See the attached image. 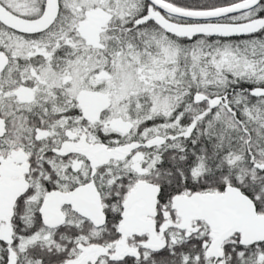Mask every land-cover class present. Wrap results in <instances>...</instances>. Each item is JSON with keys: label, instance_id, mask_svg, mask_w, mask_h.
Listing matches in <instances>:
<instances>
[{"label": "flooded vegetation", "instance_id": "1", "mask_svg": "<svg viewBox=\"0 0 264 264\" xmlns=\"http://www.w3.org/2000/svg\"><path fill=\"white\" fill-rule=\"evenodd\" d=\"M69 1L59 0L54 22L39 32H23L0 20V264H264V239L244 243V206L239 197H226L227 187L239 188L264 215L259 204L264 182L255 181L264 171L254 165L264 163V153L255 154L240 134L236 145L227 142L235 161L222 171L223 183L204 184L208 169L193 154L182 153L179 142L181 134L193 132L196 119L184 121L182 131L180 115L174 113L172 122L152 126L157 134L148 137L150 129L140 130V122L130 116L127 129L117 130L116 111H130L132 94L148 92L130 90L115 103L117 88L108 83L114 75H98L100 67L93 70L96 75H79L83 82L74 87L75 75H64V23L78 28L75 37L85 53L79 60L103 61L110 70L116 56L129 62L148 54V45L155 43L146 40L148 27L131 31L130 26L129 38L135 39L115 51L105 29L115 0L103 5L101 29L95 19L84 23L86 8L79 9L83 16L77 24ZM45 2L0 0L26 19L41 16ZM93 25L99 29L85 41L82 35ZM170 88L173 99L187 92ZM261 89L246 91L259 96ZM235 91L245 90L214 95L223 98L215 107L209 103L213 97L203 93L216 115L232 116L216 124L244 133V115L237 113L244 105L233 103ZM173 105L160 112L169 117ZM166 123L176 127L174 132L161 129ZM64 193L71 194L69 200Z\"/></svg>", "mask_w": 264, "mask_h": 264}, {"label": "trees", "instance_id": "2", "mask_svg": "<svg viewBox=\"0 0 264 264\" xmlns=\"http://www.w3.org/2000/svg\"><path fill=\"white\" fill-rule=\"evenodd\" d=\"M137 2V6L133 8L132 13L120 16L118 11L113 10L114 15L109 23L106 24L105 29L108 33L107 39L113 41L110 48L115 51L124 49L127 44L126 41H130L128 31L126 27H130L131 31L139 28H149L148 35L146 37L147 42H154L153 45H148L149 50L158 49L161 45L160 42L169 43L174 48H177L179 59H177V69L179 75H177L173 81H170L171 90H187L184 95L180 91L179 96L175 92V99L170 97L171 104L173 105L174 112L167 117L162 112L157 111L150 113L152 98L149 93L132 94V108L128 111L133 120H137L140 126V130L144 128L150 129L147 136L152 137L157 134L151 130L152 126L162 125V121H170L174 119V113L180 115L181 130L183 131V122L190 119H196L197 125L193 132L188 135L181 134L180 148L182 153H186L188 158L193 154L196 161L202 162L205 168L208 169L207 174L202 176V183L217 185L222 184L225 178V174L222 173L226 167L234 166L232 160L235 159L231 155V149L228 148V141H233L236 145L239 141L238 138L242 134L245 145H249L253 148L255 154L264 153V95H251L246 91L247 88L264 87V78L257 79L248 76H235L228 72L223 63H218L221 60L225 50H228L236 56L254 61L256 63L264 61V26L255 33L245 34L242 36L234 37H221V36H207V35H195L192 37H177L171 33L163 30L154 21L143 23L139 27L134 25V20L146 13L147 5H150L148 0H131ZM173 5L195 9V10H207L214 9L226 5H230L242 0H163ZM121 0H117V6ZM155 11H159L158 8L152 6ZM169 18L178 22H191V20L175 17L166 14ZM66 16V8L64 7V17ZM251 19H264V0H261L255 7L231 14L217 21L225 22H244ZM70 22L64 23V71L68 70L70 64L79 60V57L83 56L84 46L80 44L76 35V30L72 27ZM152 31V32H151ZM66 33L70 36H66ZM154 36L152 37V34ZM134 43V40H133ZM82 50V52H81ZM192 50H194V56L191 58ZM118 59V56H116ZM215 62V63H214ZM206 75H227L224 78L215 79L213 83L208 82ZM168 81V82H169ZM231 88H239L245 90L235 91L232 93L234 104H243V112L238 111V114H243L246 121L245 132L238 127H225L216 124L222 122L225 119H231V115L227 112L220 111L222 114H215L214 108L208 106L207 99L202 101H196L192 92H205L209 96L224 93ZM170 90V91H171ZM190 90L192 92H190ZM189 91V92H188ZM173 93V92H172ZM171 93V94H172ZM238 97L242 99L237 102ZM223 109V108H219ZM228 115H227V114ZM254 121L253 125H248ZM176 128L171 123H166L161 126V129L168 131V133L174 132ZM70 130H76L77 128H69ZM79 129H82L81 126ZM90 131H94V128H90ZM181 131V132H182ZM242 132V133H241ZM135 135V134H133ZM143 133H139L138 136H143ZM244 147V151L247 152V147ZM252 165L246 166V168ZM259 173V172H258ZM251 174V173H250ZM253 175H248V177ZM183 182V176L181 175ZM255 181L257 183H263L264 177L256 175ZM263 191H255L254 194H260ZM259 204L264 205V198L259 199Z\"/></svg>", "mask_w": 264, "mask_h": 264}, {"label": "rangeland", "instance_id": "3", "mask_svg": "<svg viewBox=\"0 0 264 264\" xmlns=\"http://www.w3.org/2000/svg\"><path fill=\"white\" fill-rule=\"evenodd\" d=\"M105 1L106 0H70L69 2L72 4V10L75 13L74 17L78 22L77 24L81 22V16H83L82 11H80L79 9L86 8L88 9L87 11L89 13L86 18L89 20L84 21V23L86 22L90 24L91 19H95L94 22H96L97 25L100 26V23L103 20L102 15L106 12L105 8L103 7ZM115 3H117V0H115ZM134 3L135 2L131 0H121L118 6L117 4H115L113 8L118 11V14L122 17L126 14L132 13ZM94 13L96 14L95 16L93 15ZM93 27L94 28H90L92 31H84L82 37L85 41H89L91 39L90 37H87L88 33L98 31L99 27H97L96 25H93ZM75 30L78 31V28L75 27ZM66 36H68V38L70 39L71 35H68V33H66ZM154 50V52L153 50H149L148 54H141L140 57L129 62L125 61L124 57L118 58L111 70L106 69L105 63L103 61H100L101 63H99L96 62L95 59L92 60V58L90 60L88 59L75 61L69 65V67L67 68L68 70L64 71V75H75L73 77L74 79H72L71 82H74L72 84L74 87H79L83 82V79H81L79 75H96V73L93 74V70L98 67H100L98 75H105L103 73L104 71H111L112 73L110 74L114 75V78L108 81V83H110L111 85L115 84L117 88L116 95L114 96L115 103L118 104L119 102H121L122 98H124L125 94L130 90L135 92L147 91L152 98V105L150 110V113L152 114L157 111H161L166 105L171 106V96L168 92V88L171 87L169 80L173 81L174 79L172 78H175L177 75L159 74H162L165 71L173 72L174 70H176L177 66L173 64L176 63L175 60L179 59L177 48H174L169 43L163 42L158 47V49L156 48ZM193 56L194 50H192L191 58H193ZM218 63H223L225 69L235 76H248L257 79L264 78V61L256 63L240 56H236L228 50H225L221 60L219 59ZM224 76L226 77L227 75H206V78L210 84L213 83L215 79H222L224 78ZM96 81L100 80L96 79ZM201 93L204 94L203 92ZM204 97H206L205 94ZM213 98L210 99L209 103ZM202 100H204V98ZM115 118L117 130L123 131L127 129V122L130 121L129 119H131L128 112L116 111ZM152 130L156 131L157 128L154 127L152 128ZM80 145L87 146L88 144L81 142ZM93 149H95V147L91 146L90 151Z\"/></svg>", "mask_w": 264, "mask_h": 264}, {"label": "water", "instance_id": "4", "mask_svg": "<svg viewBox=\"0 0 264 264\" xmlns=\"http://www.w3.org/2000/svg\"><path fill=\"white\" fill-rule=\"evenodd\" d=\"M150 3L149 10L146 14L138 17L135 25L147 23L150 20L157 23L163 30L177 37H192L195 35L234 37L245 34L255 33L264 26V19H251L244 22H225L217 21L222 17L247 11L260 3L261 0H242L230 5L207 9L195 10L173 5L163 0H148ZM152 6L158 8L159 11H153ZM59 11V0H46L44 13L34 19H26L18 16L6 7L0 4V20L6 25L23 31V32H39L48 28L55 20ZM166 14L175 17L191 20V22L183 23L170 20ZM2 65H0V69ZM260 92L264 95V89ZM204 94L198 92L196 101H201ZM223 102L221 96L214 97L210 105L218 106ZM254 165L264 171V163L254 162ZM71 194L64 193V199L69 200ZM239 197V201L244 206V243H250L256 239H264V215L256 212L254 201L247 195L243 194L239 188L229 186L226 190V197ZM132 196L129 200H131ZM179 199H182L180 197ZM217 200L220 197L216 198Z\"/></svg>", "mask_w": 264, "mask_h": 264}]
</instances>
